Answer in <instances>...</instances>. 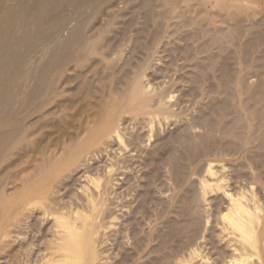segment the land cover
Segmentation results:
<instances>
[{
    "label": "rangeland",
    "instance_id": "1",
    "mask_svg": "<svg viewBox=\"0 0 264 264\" xmlns=\"http://www.w3.org/2000/svg\"><path fill=\"white\" fill-rule=\"evenodd\" d=\"M98 1L95 0L96 4L93 1L88 7L89 13L96 16L90 35L99 37L98 55L97 52L94 53L93 59L91 57L92 60L87 61L82 71L70 72L71 79H69L70 83H67L68 86L65 88L59 86L57 93H60L52 96V103L40 116L36 114L37 116H34L37 118L33 116L34 118L30 117V119L25 117L23 131L5 147L0 155V264H40L43 261L45 263L46 256L48 258L50 251L55 249L53 245H55L56 237L53 236L56 235L52 234V231L56 233L57 228L54 220L60 213L69 215L71 212L70 215H72V211L76 208L88 214V209L84 205L85 201L81 200L86 199L88 192L85 190L90 188L89 190L95 193L97 190L95 183L100 181V184L103 185V182H106L108 185L110 179L113 183L109 184L110 187L114 186L111 188L108 186L110 190L108 194L111 189L112 193L107 194L105 207L107 209L110 206L109 212L112 216L107 212L108 209L105 210L108 213L105 214L106 218L103 215L104 219H99L100 222L102 220L101 225H98L100 233L97 235L99 236H96L100 239L97 243L99 259L94 263L79 261L78 264H166V261L167 264H172L174 254L180 252L181 258L186 255L185 253L181 256L186 252L183 247L188 242V240L185 241L188 239L187 236L185 235V238L179 228V231L172 230L175 231L174 234L169 231L172 219V224H183L185 227L187 220L192 218L196 227L191 228V236L204 230L207 237L210 236L214 242L216 240L214 244L224 246L225 255L229 254L230 248L228 243L221 239L222 233L218 223L221 212L223 209L226 210L224 206L228 205V199L221 191L215 192L210 189L204 197L201 181L208 179L206 169L212 163L216 166L218 176L226 175L231 192L237 193L242 189L250 195L258 191L257 196L261 195L260 214L264 215V99L262 94V90L264 92V0ZM35 3L37 4V1ZM51 6L52 4H49L46 8L48 12L43 13L44 15L39 18L36 36L39 38L33 40L35 43L32 42L33 46L48 43L63 33V25L66 23L65 13L70 8L57 12L56 8ZM70 11L72 12V10L68 12ZM59 15L62 21L59 20ZM37 25H34L35 28ZM32 43L29 44L30 46L27 45L29 48L27 47L25 53L30 52ZM138 75H141L139 77L143 87L147 89L146 97L151 100L148 102L150 105L148 111L140 113L134 112L138 103L132 105L128 102L123 106L120 102L130 92L134 78ZM65 97L70 100H66ZM161 98L163 102L166 100L164 103L167 105H160L163 103ZM159 100H161L160 104ZM109 103H116L115 124L116 126L119 124L117 128L123 141L120 139L118 141L117 135L115 134L116 138L113 136L115 133L113 131L97 139L88 136L94 123L104 118V106ZM158 106L164 107L163 110ZM164 111L169 112L168 115ZM251 138L254 140L252 141ZM75 141L82 143L84 141L89 146L79 157L76 156L75 161L64 164L62 160L65 150ZM105 142H107L106 145ZM90 152L92 156L94 154V157L90 155ZM39 158L42 162L48 159L46 161L50 166L49 169L53 166L51 171L48 169L49 173L45 174V179L50 178L45 181L46 184L48 183L45 192L32 197L31 203L35 202L36 205L25 206L26 198L17 195L24 192L27 178L29 179L37 168H41L42 162ZM224 163L226 167L221 170V165ZM33 167L36 168L34 171ZM114 178L118 183L113 180ZM89 192L91 194V191ZM115 193L119 196H114ZM15 197L18 200L14 201V205L12 201ZM109 198H113V201ZM20 199L22 201H19ZM38 199L42 200L39 202L41 204L35 201ZM114 200L118 203L112 204ZM141 200L144 203H141ZM22 203H24L23 206ZM16 204L19 211L16 210ZM114 205H121L124 208ZM13 206L15 210L12 209ZM50 207L53 209L51 210ZM112 207L118 210L116 208L113 210ZM135 207L140 209L136 211ZM61 208L63 211L60 210ZM12 210L18 212L15 214ZM176 211L178 215H175ZM183 211L186 212L181 213ZM43 212L45 215L41 214ZM172 212L174 216H171ZM54 216H57L56 219ZM176 217L179 221L175 219ZM184 217L185 219H182ZM129 218L131 221L128 220ZM160 219L162 221L166 219V223L160 222ZM79 220L81 221L82 218ZM132 221L135 225L131 223ZM123 222H126V225ZM142 222H145L144 225ZM159 222L163 223L162 226ZM17 223L21 225L16 227ZM128 224L131 226L133 224L132 227L137 228L136 234L134 230L131 231L132 228ZM157 226L162 228L166 226L167 230ZM157 229L158 234L163 235H158ZM192 229L195 230L192 231ZM2 231L4 233L1 234ZM164 231L169 233L168 238ZM193 232L197 233L193 235ZM161 236L166 237V241ZM177 236L182 241L176 238ZM172 240L176 242L175 246L178 243L177 247H171L174 244ZM163 241L170 243L162 244ZM155 245L161 246L157 248L158 251ZM50 247L53 249L51 250ZM180 247L183 248V252L179 251ZM137 248L141 250L143 248V251ZM176 249L177 253H175ZM208 249L206 252H211L209 254L213 256L211 261L219 258V256L215 257L217 255L215 248L212 247L213 250L210 249V251ZM151 250L155 252H150ZM125 253L127 256L131 253L133 259L130 255V257L123 255ZM165 253L169 255L166 256ZM170 253L171 255L173 253L171 259ZM260 255V258L258 256L253 258V264L262 262L264 250ZM124 256L128 262L124 260ZM198 259H195L192 264H203ZM150 260H156V262H150ZM171 260H173L172 263H170ZM214 263L213 260L211 264ZM218 264H224V262L220 261Z\"/></svg>",
    "mask_w": 264,
    "mask_h": 264
},
{
    "label": "bare ground",
    "instance_id": "2",
    "mask_svg": "<svg viewBox=\"0 0 264 264\" xmlns=\"http://www.w3.org/2000/svg\"><path fill=\"white\" fill-rule=\"evenodd\" d=\"M34 1L35 2L37 1V4ZM39 1L40 0H0V155H1V153H3L5 147L15 137H17L23 131V129H24L23 122H24L25 117L26 118L29 117L28 119H30V117L31 118H34L37 115L40 116V114L43 112V110H45L52 103V101H53L52 100V96L55 95V94H59L60 93V92L57 93V91L59 89V86H62V88L63 87L65 88L66 86H68L67 83L68 82L70 83L69 79H71L69 77L70 76V72L72 70H74L75 72H77L79 70L82 71V69L85 67L86 63L90 62L93 59V57H92L93 54L97 52V55H98V52H99V42H98L99 37H96L95 35H92V34L90 35V32H91L92 27H93L92 25H93V23H94V21L96 19V16L92 15L88 11L89 10L88 7L90 6L91 3H93V1H94V4L97 3V2L95 3V0H41L43 4L40 3L41 1L40 2ZM96 1H98V0H96ZM41 4H42V6H41ZM49 4L50 5L52 4V6H54L56 8L57 12L58 11H61L62 12L64 9H67V8H70V9H68V11L69 10H72V12L70 11L71 12L70 13V12L67 11L68 13L67 12L65 13L66 16L64 15L66 17V19H65L66 20L65 21L66 23H65V25H63V33L61 31L62 34H60V35L57 34L58 36L57 37H54V39L52 37L53 40L50 39L51 41L48 42V43H43L42 45L39 44L40 46L39 45H34L33 46V43H34L33 40L38 35L37 34V27L39 26V23H38L39 18L42 15H44L45 12H48L46 8H47V6ZM52 6H51V8H52ZM51 8H49V9H51ZM75 14H76V16H75ZM61 16H62V14H61ZM61 16L59 17L60 19L59 18L58 19L62 21ZM56 19H57V17H56ZM35 24H38L36 26V28L34 26ZM55 30H57V29L55 28ZM58 30H60V29H58ZM52 32H53V30H52ZM40 37H42V36H40ZM38 38H36V40H38ZM31 43H32V45H31L30 52H26L25 53L26 49L29 48L28 46H30L29 44H31ZM91 57H92V59H91ZM139 76H141V75H138L137 78H134L135 80L133 81V84H132V87H131L130 92L127 93L123 97V99L120 101V102H122L121 104L123 106L125 105V103H128V102H131L130 104H132V105H133V103H138L139 105H137L134 108V112H137V113L146 112L150 108L149 107L150 105L148 104L150 98L149 97H146V95H145V94H147L146 93L147 89H144L145 86L143 87V83L141 82V77H139ZM77 78H79V77H77ZM76 83L78 85V81ZM71 85H72V83H71ZM128 85H130V83ZM73 91H75V90H73ZM70 92H72V91H70ZM262 94H263V99H264V92H263V90H262ZM262 94H261V96H262ZM71 95H73V94H71ZM74 95H76V94H74ZM72 97L73 96H71V98ZM163 98H161L162 99V102H163ZM65 99L68 100L66 97H65ZM66 100H63V101L66 102ZM159 101H160L159 102V104H160L161 103V100H159ZM150 102H151V100H150ZM155 102H157V101H155ZM164 102L162 104H160V105L161 106H165V104L167 105V103H164ZM115 105H116V103H109L107 105L105 104L104 111H103L104 118L101 119V121H96L94 123V125L90 128V130H89L90 133L88 135L89 138H95V139H97L99 137L101 138V135H104L107 132H111L112 133V131H113V132H115L113 134V136L116 138V136H115V134H116L117 135V138H118V141H119V139H120V141L122 140L121 139L122 137L120 135V131L117 128V127H119V124H118V126H116V124H115V117H116V113H117L115 111V108H114ZM129 106H131V105H129ZM158 107L161 108V110H163V108H164V107L162 108L160 106H158ZM122 108L123 107H121V109ZM165 109H166V107H165ZM169 109H170V107H169ZM166 111H168V109ZM165 113H167V115H168L169 112H165ZM34 115H36V116H34ZM41 118H43V116ZM89 131H87V133ZM76 132H77V130H76ZM253 138L257 140V138H255V137H253ZM172 139H175V138H172ZM112 140H113V137H112ZM251 140H252V138H251ZM164 142L166 143V141H164ZM106 143L107 142H105V145H106ZM102 144H101V146H102ZM263 144H264V142H263ZM88 146H89V144L84 143V141H83V143L82 142H76L75 141V142H73L72 144H70L68 146L69 147L68 149L63 148V149H66L65 150L66 152L64 153L65 156L62 154L63 155L62 162L65 164V163H71V161H75L76 156L79 157V155H81V153H83L87 149ZM257 148H258V146H257ZM254 150H253V152H254ZM96 151H98V150H96ZM94 152L95 151H93V153ZM253 152H251V153L253 154ZM59 153L61 154L62 152H59ZM91 153L92 152H90V155H91ZM42 154H43V152H42ZM246 154H248V153L246 152ZM92 157H94V154H93ZM39 159H41V158H39ZM46 159L43 161L44 163L42 162V159H41V161H40V162H42V165H40L41 168H37V170H35V173L33 172V174H32V172L30 173L32 175L30 176L29 179L27 178V180H26L27 184H26V187H25L24 192L21 195H17L18 197L23 196V197L26 198V201L24 200L25 206H28L29 204L36 205L35 202H34V204H33V202L31 203V199L33 200L32 197L34 195H39V194H42V193L45 192V188L47 187L46 185L48 184V183L47 184L45 183L46 179L48 178L47 177L45 179V174L49 173L48 172V169L50 167V166H48L49 165L48 162H47L48 159H47V161H46ZM58 159H55V160H58ZM86 160H87V158H86ZM128 161H126V162L124 161V162L127 163ZM52 167L53 166H51V168ZM122 167H123V165H122ZM215 167L216 166H214L212 163H210L208 165L207 169H206V175H207L208 179L201 181L202 182L203 189H204L203 196L205 194H207L208 191L214 190L215 192L216 191H218V192L221 191L224 194V196H226V199H228V205L227 206H224V207H226L225 208L226 210L223 209V211L221 212V214H220V222H218V223L220 224V232L222 233L221 239H222V241L227 242L228 243L227 245L230 248L229 254L227 253V255H225L224 253H226V252H224L225 251L223 249L224 246L222 247L221 245L218 246V244H214L216 242V240L214 242L209 235H208L209 237H207L206 234H205V232H204V230L201 231V232L199 231L198 233L196 232L197 234L195 232H193V235L194 234H196V235L191 236L192 235V234H190L191 228H195L196 227V226H194L195 224H194V221L192 220V218L191 219L189 218L190 220H187V222L189 221L188 223L186 221H185L186 223L184 222L186 224V225L184 224L185 227L183 226V224H181V225L180 224L178 225L176 223L172 224V221H173V219H172L170 221L171 222V226L169 224V226L171 227V229H169L170 227L168 228L169 231L171 232L172 230H178V228H179L180 232L181 231L183 232L182 233V234H184L183 236L186 235L187 238H188V239H185V241L188 240V242H186L185 243V247H183L185 249L184 251H186V252H184L183 254H181V256L184 255L185 253H186V255L182 256V258H181L179 256L180 252L178 254H174L175 257H173L174 258V262L173 263H175V264H192V262L195 259H198V258H199L198 260L200 261V263L203 262V264H211V262H213V260L215 262L214 264H218V263H220V261L221 262L223 261L224 264H253L252 263L253 258L255 256H258V258H260V256H261L260 253H261V251L264 250V215L260 214L261 211H262V207L260 205L261 204L260 203V196L261 195L259 197L257 196L258 195L257 194L258 191H257L256 194L253 191L254 193H252L250 195L249 194L247 195L246 194L247 192L246 191L244 192V190H242V189L239 190L240 192H237V193L231 192V190H229L230 188H228V182L229 181L227 182L226 175H220V176H218V171L215 169ZM225 167L226 166H225V163H224L223 165H221V168H222L221 170L225 169ZM34 168L35 167H33V171H34ZM109 173H111V171H109ZM241 174H245V173H241ZM108 175H110V174H108ZM124 176H125V174H124ZM246 176H247V174H246ZM114 177H115V175H114ZM173 177H175V176H173ZM113 180H115V178ZM99 182L98 183H95V184H97V190H95V193H93L92 190H89L90 188L88 190H85L84 189L85 191L88 192V193H86V195H87L86 196V199L84 198L85 200H83L82 197H84V196L81 197L82 198L81 200L83 202L85 201V204L84 205H86L85 208L88 209V214H84V212H81L75 206L76 209L75 208H72V209H75V211L74 210L72 211V215H70L71 212H69V210H68L69 215H68V213H67V215L61 214L60 211H59L60 215H59V213H57L59 215V216L57 215L58 218L56 219L57 216L56 217L54 216V218L56 219V220H54V221H56L55 222V224H56L55 227L57 228L55 230L56 233L54 231H52V234H55L56 235V236H53L54 238L56 237V239L54 241L55 242V245H53L55 249L53 251L52 250L53 247L52 248L50 247V249L52 250V252L51 251H50V253L48 252L50 256H48V258L46 256V258H45V254H44L43 257L45 259H47V260L45 261V263H43L44 262L43 261L40 264H42V263L43 264H74V263H77L78 264L79 261H81L83 263H87L85 261H88V262L90 261L91 263H94L97 259H99L98 257L100 255V253H99V250H98V247L99 246H97L98 245L97 243H98V240H100V239L98 237H96V236H99V235H97V233L98 234L100 233L99 232L100 230L98 231V228H99L98 225H101V223H102V220L100 222L99 219L106 218L105 214L110 211V206H108L109 208H107V209H106L105 206H107V204H106L107 203L106 202L107 200L106 199H107L108 191H110L109 188H108V186L110 187V185L112 183L111 182V179L109 180L108 185H107L106 182H103V185L100 184ZM124 182H125V180H124ZM117 183H115V184H117ZM112 186H114V185H112ZM124 187H126V186L124 185ZM84 188L87 189V187H84ZM114 189H116V188H114ZM89 191H91V194H89L90 193ZM110 193H112V189H111V192H109L108 195H110ZM121 194L123 195V193H121ZM115 195L116 196H119V195H117V193H115L114 196ZM122 197H120V198H122ZM188 198H189V196H188ZM16 199L17 198L15 197V199H13L12 203L14 201H16ZM22 199H20L19 201H22ZM112 199H110V200H112ZM191 200H193V199H190V201ZM35 201H37L39 203L42 200L39 201V199H38V200H35ZM116 201L117 200H114V202H112V204L118 203ZM69 202H70V200H69ZM123 202H126V201H123ZM142 202L143 201L141 200V203ZM196 202H193V203H196ZM18 203H20V202H18ZM76 203H77V201H76ZM176 203H178V202H176ZM13 204L15 205V202ZM39 204H41V203H39ZM108 204H109V202H108ZM119 204H123V203H119ZM23 205H24V203H22V206ZM84 205H82V207ZM118 205H114V206H116L118 208L119 207L120 208H124L126 206V205L124 206V204H123L124 207H122L121 205L120 206H118ZM140 205L141 204H139V206ZM186 205H188V204H186ZM22 206H21V208H23ZM43 206H46V205H43ZM58 206H57V209H58ZM78 206L79 205H77V207ZM172 206H173V203H172ZM176 206H177V204H176ZM182 206H183V203H182ZM116 207H112L113 210H115L114 208H116ZM16 208H17L16 210H18V205L16 206ZM45 208L47 209L48 207H45ZM50 208H51V210L53 209L52 207H50ZM135 208L136 209H134V210H136V211H137V209H140V207L139 208L138 207H135ZM160 208H161V206H160ZM12 209L15 210L14 206H13ZM19 209H20V207H19ZM69 209H71V208H69ZM30 210H33V209H30ZM60 210L63 211L62 208ZM105 210L106 211L108 210V211L105 212ZM116 210H118V209L116 208ZM144 210H145V208H144ZM161 210H162V208H161ZM173 210H175V209H173ZM180 210L182 211V209H180ZM184 210H186V209H184ZM18 211H14L15 214ZM44 211H46V210H44ZM64 211H66V210H64ZM89 211H90V213H89ZM136 211L135 212L132 211V213H137ZM141 211H143V210H141ZM12 212H13V210H12ZM48 212H49V209H48ZM48 212H46L47 213V217H48ZM169 212H170V210H169ZM184 212H186V211H183L181 213H184ZM188 212H189V210H188ZM167 213H168V211H167ZM41 214L43 215L44 212L41 213ZM109 214H110V212H109ZM164 214H163V216H164ZM38 215H39V213H38ZM110 215L112 216V214H110ZM130 215H132V214H130ZM175 215H178L177 214V211H176ZM17 216H18V214H17ZM102 216L104 218H102ZM136 216H135V218L137 220L138 218ZM171 216H174L173 212H172ZM160 217L162 218L161 215H160ZM81 218H82V220L80 221L79 219H81ZM111 218H114V217H111ZM133 218H134V216H133ZM133 218H132V220H133ZM171 218H173V217H171ZM26 219H28V218H26ZM167 219H168V216H167ZM175 219L177 220V217ZM182 219H185V217L182 218ZM113 220H115V219H113ZM128 220L131 221L130 218ZM157 220H158V218H157ZM160 220H161L160 222H164V224L166 223V219H163V221H162V219H160ZM169 220H170V215H169ZM169 220H168V223H169ZM194 220H196V219H194ZM138 221H140V220H138ZM138 221H136V222H138ZM177 221H179V220H177ZM29 222H30V220H29ZM18 223H21V222H18ZM18 223H17V226L16 227H19V225H21V224H18ZM125 223L123 222V224H125ZM127 223H129V222L127 221ZM131 223H133V221ZM144 223L142 222L143 225H144ZM133 224H132V226H133ZM137 224L139 225V222ZM162 224L160 223L161 226H162ZM30 225H31V223H30ZM125 225H123V226H125ZM128 226H130L132 228L131 231L134 230V234H136L135 229H137V228H133L129 224H128ZM28 227H30V226L28 225ZM134 227H136V226H134ZM158 227L159 226H157V228ZM31 228H32V226H31ZM159 228H162V227H159ZM164 228H166V226ZM164 228H162V229L164 230ZM199 228H200V226H199ZM198 229H197V231H198ZM200 229L202 230V227ZM166 230H167V228H166ZM193 230H195V229H192V231ZM157 231H158V229L156 230V232ZM165 231H164V234H167V233H165ZM124 232H125V230H124ZM159 232H160V229H159ZM166 232H168V231H166ZM174 232H173V234H174ZM2 233H4V232L2 231L1 234ZM5 234H7V233H5ZM134 234H133V237H134ZM157 234H158V232H157ZM157 234L155 233L156 237L158 238ZM160 234H158V235H160ZM168 234H167V236L165 235L167 238H168ZM209 234H211V232ZM161 235H163V234H161ZM169 236H171V234ZM186 236H185V238H186ZM161 237H163L164 238V241H166V239H165L166 237H164V236H161ZM54 238H52V239L54 240ZM171 238L173 239V235H172ZM176 238H179V237L177 236ZM31 239H32V237H31ZM179 239L182 241L181 238H179ZM146 240H148V239H146ZM169 240L171 241V239H169ZM180 240H179V242H180ZM164 241H163L162 244L166 243ZM212 241H213V243H212ZM54 242H53V244H54ZM173 242H172V244H173ZM176 242H178L177 239H176ZM176 242H174L173 246H171L172 248L175 246V243ZM142 243H140V244H142ZM167 243L169 244L170 242H167ZM148 244H146V245H148ZM153 244H154V242H153ZM156 244H158V243L156 242ZM180 244H181V242H180ZM212 244H214V246ZM139 245H138V247H139ZM160 245H158L157 247L155 245L156 251H158L157 250L158 247L160 248L162 246V245L161 246ZM177 245H178V243L176 244L175 247H177ZM209 245H210V249L211 250H213L212 247L216 249V251L215 250L214 251H215V253L217 255H215V253H214V255H215V257L216 256L217 257L219 256V258L212 259V261H211V257H213V256H210L211 252H208V251L206 252V250L209 248ZM151 246H154V245H151ZM172 248H170V250H175V248L174 249H172ZM183 248L180 247V250L179 251H182ZM99 249H101V248H99ZM151 249H153V247ZM210 249H208V250L210 251ZM39 250H40V248H39ZM48 250H49V248H48ZM137 250H141V249L140 248L139 249L137 248ZM141 251H143V248H142ZM150 252H155V251L154 250H151ZM137 253H138V251H137ZM175 253H177V249H176V252ZM130 254H128V256L126 255V253L123 254V255H125L126 257H130L132 255V254L131 255ZM165 255L168 256L169 254L168 253H165ZM172 255H173V253H172ZM172 255L170 253V259L172 258ZM124 257H123V259H124ZM126 257L124 259L125 261L128 260V259L126 260ZM131 258H132V256H131ZM155 258L157 259V256ZM40 259H43V258H40ZM75 259H76V261H74ZM151 259H153V258H151ZM169 260H168V262H169ZM217 260H218V263H216ZM153 261L156 262V260H153ZM153 261L150 260V262H153ZM172 261L173 260H171L170 263H172ZM261 261L262 262L260 264H264V259H262ZM17 262H19V260ZM158 262H160V261H158ZM123 263H125V262L123 261ZM145 263H148V262H145ZM148 264H150V263H148ZM155 264H157V263H155ZM166 264H167V261H166Z\"/></svg>",
    "mask_w": 264,
    "mask_h": 264
}]
</instances>
